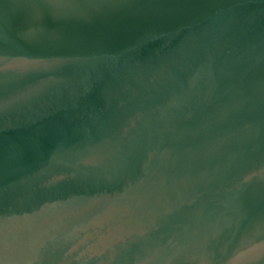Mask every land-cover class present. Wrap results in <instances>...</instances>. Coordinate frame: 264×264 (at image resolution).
I'll return each mask as SVG.
<instances>
[{
    "label": "water",
    "instance_id": "obj_1",
    "mask_svg": "<svg viewBox=\"0 0 264 264\" xmlns=\"http://www.w3.org/2000/svg\"><path fill=\"white\" fill-rule=\"evenodd\" d=\"M0 264H264V0H0Z\"/></svg>",
    "mask_w": 264,
    "mask_h": 264
}]
</instances>
